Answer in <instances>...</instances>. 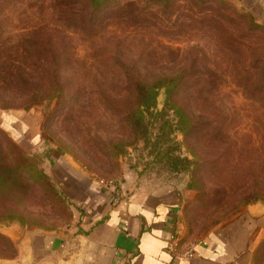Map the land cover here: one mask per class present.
I'll list each match as a JSON object with an SVG mask.
<instances>
[{"label": "rangeland", "instance_id": "rangeland-1", "mask_svg": "<svg viewBox=\"0 0 264 264\" xmlns=\"http://www.w3.org/2000/svg\"><path fill=\"white\" fill-rule=\"evenodd\" d=\"M92 1L0 0V260L124 187L183 193L191 244L264 207V0Z\"/></svg>", "mask_w": 264, "mask_h": 264}, {"label": "crops", "instance_id": "crops-1", "mask_svg": "<svg viewBox=\"0 0 264 264\" xmlns=\"http://www.w3.org/2000/svg\"><path fill=\"white\" fill-rule=\"evenodd\" d=\"M122 189L118 202L93 199L79 232L10 229L17 251L0 264H264L263 206L212 227L193 242L191 258L179 257L171 239L179 252L192 243L181 217L184 194L169 186Z\"/></svg>", "mask_w": 264, "mask_h": 264}, {"label": "trees", "instance_id": "trees-1", "mask_svg": "<svg viewBox=\"0 0 264 264\" xmlns=\"http://www.w3.org/2000/svg\"><path fill=\"white\" fill-rule=\"evenodd\" d=\"M119 0H93L92 6L98 8L100 11H105L109 7L115 5ZM148 2H152L153 4L160 5L164 1L162 0H148ZM177 85H174V82L171 80L163 81L162 85L156 86L153 83H143L139 81H135L131 88L133 94L137 98V106H143L146 108L154 107L155 100L157 95V89L166 88V93L168 98L172 100V106L176 107V97L178 95V90L176 88ZM55 94L53 93L49 98H53ZM177 108V107H176ZM179 110V109H178Z\"/></svg>", "mask_w": 264, "mask_h": 264}, {"label": "built area", "instance_id": "built-area-1", "mask_svg": "<svg viewBox=\"0 0 264 264\" xmlns=\"http://www.w3.org/2000/svg\"><path fill=\"white\" fill-rule=\"evenodd\" d=\"M114 197H115V195H114ZM112 201L113 202H118L119 199L116 198V199H114ZM170 250L175 253V256H179V257L191 258L194 255L193 244H191V243H190V245H188V247L183 252H179L178 251V240L175 239V238H172L171 241H170Z\"/></svg>", "mask_w": 264, "mask_h": 264}]
</instances>
